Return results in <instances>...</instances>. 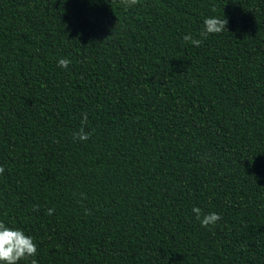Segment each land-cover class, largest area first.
Wrapping results in <instances>:
<instances>
[{
    "label": "trees",
    "instance_id": "obj_1",
    "mask_svg": "<svg viewBox=\"0 0 264 264\" xmlns=\"http://www.w3.org/2000/svg\"><path fill=\"white\" fill-rule=\"evenodd\" d=\"M0 166L18 264H264V0H0Z\"/></svg>",
    "mask_w": 264,
    "mask_h": 264
},
{
    "label": "clouds",
    "instance_id": "obj_2",
    "mask_svg": "<svg viewBox=\"0 0 264 264\" xmlns=\"http://www.w3.org/2000/svg\"><path fill=\"white\" fill-rule=\"evenodd\" d=\"M127 6L136 5L139 0H122ZM204 30L201 36H207L208 34H219L227 30L228 20L225 17L220 19L217 17H209L203 21ZM184 41L191 42L194 46L199 47L202 43L200 39H193L192 36L185 35ZM71 63L67 58H61L58 61V66L67 68ZM87 123V114H83L82 125ZM90 133L86 132L82 126L78 132L74 133V138H78L81 141H85L90 138ZM5 172V168L0 166V175ZM34 211L39 210L38 205L33 206ZM54 209H48V214L52 215ZM193 213L195 218L200 221L201 226L208 227L215 225L217 221L221 219V216L217 213L203 214L199 207H193ZM38 248L31 236H27L20 229L9 228L3 222H0V262L2 264H18L20 260L28 259L29 257H35L37 255ZM31 264H38L36 259L31 260Z\"/></svg>",
    "mask_w": 264,
    "mask_h": 264
}]
</instances>
